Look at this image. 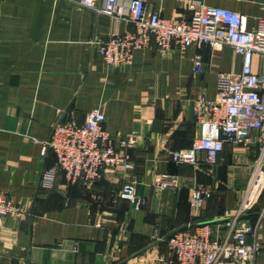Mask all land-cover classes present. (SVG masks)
<instances>
[{
    "label": "crops",
    "instance_id": "crops-1",
    "mask_svg": "<svg viewBox=\"0 0 264 264\" xmlns=\"http://www.w3.org/2000/svg\"><path fill=\"white\" fill-rule=\"evenodd\" d=\"M75 1L0 0V192L28 211L23 220L0 224V264H178L164 239L206 222L223 230L224 211L241 206L245 196L235 189L238 174L243 190L249 185L255 138L251 150L226 144L214 172L169 158L171 149H187L199 135L195 100L215 97L219 74L240 72L242 57L230 46L191 45L166 54L151 46L136 49L130 64L110 67L92 41L128 26ZM145 1L167 18L192 15L191 0ZM204 2L247 15L249 29L264 15V0ZM197 57L204 63L200 73L194 72ZM254 69L264 71L263 54L255 55ZM69 106L80 123L100 108L111 134L133 138L135 167L107 168L93 186H71L66 205L58 194L62 172L54 188L40 185L41 172L56 163L53 152L41 155L40 141L50 137L57 110ZM157 173L178 175L180 186L158 188ZM128 180L137 181L139 209L120 197ZM195 186L210 190L200 206L189 200ZM254 206L249 221L262 200ZM257 231L263 262L264 220Z\"/></svg>",
    "mask_w": 264,
    "mask_h": 264
},
{
    "label": "built area",
    "instance_id": "built-area-1",
    "mask_svg": "<svg viewBox=\"0 0 264 264\" xmlns=\"http://www.w3.org/2000/svg\"><path fill=\"white\" fill-rule=\"evenodd\" d=\"M78 6L95 14H106L123 20L128 28L120 32L115 27L106 39L96 40V45L106 64L119 67L130 64L136 49L155 48L162 54L178 47L185 50L191 45L211 49L230 46L242 57L240 72L220 73L216 82V96H204L195 100L194 113L199 135L187 149H171L169 158L176 164H189L195 168L206 165L214 172L220 163V154L226 144L252 149L253 138L259 145L258 154L244 199L252 182L259 185L254 202L235 210L226 209L223 214V230L211 223L189 225L173 232L164 239L168 257L178 264H264L258 257L263 244L258 238V226L264 220V71L254 69L256 54L264 55V15L257 18L254 29L248 28L247 15L230 9L208 6L204 0H191L190 18H167L159 11L148 8L145 0H76ZM203 61L197 57L194 72L200 73ZM57 119L48 139L40 141L41 155L53 152L56 163L40 174V185L52 189L57 174H64V182L58 186V194L70 201L69 189L75 184L93 186L101 180L107 168L131 171L135 164L130 149L133 138L113 135L105 127L106 115L100 108L86 113L82 123L78 111L69 106L57 110ZM119 138L118 148L115 139ZM154 185L171 189L180 186L178 175L157 173ZM210 196L204 186L191 189L189 200L200 206ZM120 197L142 205L137 196V181H126ZM262 200L256 224L245 215L256 202ZM28 211L13 198L0 192V224L7 218L23 220Z\"/></svg>",
    "mask_w": 264,
    "mask_h": 264
},
{
    "label": "bare ground",
    "instance_id": "bare-ground-1",
    "mask_svg": "<svg viewBox=\"0 0 264 264\" xmlns=\"http://www.w3.org/2000/svg\"><path fill=\"white\" fill-rule=\"evenodd\" d=\"M258 190H259V185L252 182L247 192L246 198L244 199V202H243L244 206H249L251 203L254 202V199L256 197Z\"/></svg>",
    "mask_w": 264,
    "mask_h": 264
},
{
    "label": "rangeland",
    "instance_id": "rangeland-1",
    "mask_svg": "<svg viewBox=\"0 0 264 264\" xmlns=\"http://www.w3.org/2000/svg\"><path fill=\"white\" fill-rule=\"evenodd\" d=\"M237 180H238L236 183L237 186H235V189L238 191V194L243 198L242 194H244V191H246V190H243V189H245L244 188L245 186H244V182H243V180L239 174H238ZM242 198L240 199V201H242Z\"/></svg>",
    "mask_w": 264,
    "mask_h": 264
},
{
    "label": "trees",
    "instance_id": "trees-1",
    "mask_svg": "<svg viewBox=\"0 0 264 264\" xmlns=\"http://www.w3.org/2000/svg\"><path fill=\"white\" fill-rule=\"evenodd\" d=\"M221 155H222V153L220 154V158H221ZM192 166V165H191ZM204 166V165H203ZM206 166V165H205ZM255 208V206H253L252 208H251V210H253ZM259 210V209H258ZM257 210V212H256V214H255V216L256 217H254V219L252 220V218L250 219V221L252 222V224H254L255 222H256V219H257V216H258V211ZM251 213H247L246 215H245V218H249V216H251L250 215Z\"/></svg>",
    "mask_w": 264,
    "mask_h": 264
}]
</instances>
